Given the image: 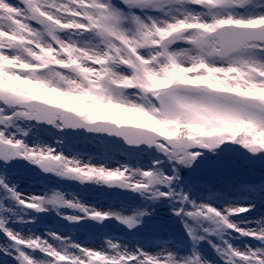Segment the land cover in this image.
Listing matches in <instances>:
<instances>
[{"label":"snow or ice","instance_id":"snow-or-ice-1","mask_svg":"<svg viewBox=\"0 0 264 264\" xmlns=\"http://www.w3.org/2000/svg\"><path fill=\"white\" fill-rule=\"evenodd\" d=\"M0 264H264V0H0Z\"/></svg>","mask_w":264,"mask_h":264},{"label":"rangeland","instance_id":"rangeland-1","mask_svg":"<svg viewBox=\"0 0 264 264\" xmlns=\"http://www.w3.org/2000/svg\"><path fill=\"white\" fill-rule=\"evenodd\" d=\"M24 164L26 165L28 171L27 178L22 183V188L26 191H42L58 187L61 190L76 191L82 194L86 201H100L104 205L119 202L121 206L126 209L131 208L134 204V200L131 197H123L121 193L108 192L109 196L104 197L100 195L95 186L85 187L75 181H59L57 178H53L51 174L43 173L38 168L32 165H27V162H24ZM110 197H119V200H113ZM41 219L43 222L49 224H56L59 220L54 213L51 215L42 214ZM115 230L119 231L120 229L117 227Z\"/></svg>","mask_w":264,"mask_h":264}]
</instances>
